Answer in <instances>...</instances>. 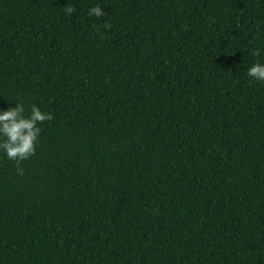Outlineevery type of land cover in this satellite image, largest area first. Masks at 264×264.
<instances>
[{
    "label": "trees",
    "instance_id": "16d2710c",
    "mask_svg": "<svg viewBox=\"0 0 264 264\" xmlns=\"http://www.w3.org/2000/svg\"><path fill=\"white\" fill-rule=\"evenodd\" d=\"M256 47L264 0H0V108L53 117L0 153V264H264Z\"/></svg>",
    "mask_w": 264,
    "mask_h": 264
},
{
    "label": "clouds",
    "instance_id": "9594fccd",
    "mask_svg": "<svg viewBox=\"0 0 264 264\" xmlns=\"http://www.w3.org/2000/svg\"><path fill=\"white\" fill-rule=\"evenodd\" d=\"M74 11V7L69 5L65 9L66 14ZM88 16H103L104 9L99 4L88 7ZM110 24L105 23L104 28H110ZM251 54L257 59L250 63L246 69V75L253 81L264 82V59H260L262 49L256 47ZM15 101L14 106L0 108V153L9 160H14L17 165V173L23 174V168L19 167L20 162L28 159L36 151L37 142L41 132L40 122L51 120L52 113L41 109L35 103L25 108L20 100Z\"/></svg>",
    "mask_w": 264,
    "mask_h": 264
}]
</instances>
